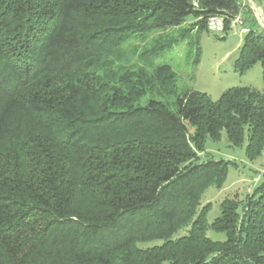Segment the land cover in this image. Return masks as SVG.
I'll list each match as a JSON object with an SVG mask.
<instances>
[{"label": "trees", "instance_id": "trees-1", "mask_svg": "<svg viewBox=\"0 0 264 264\" xmlns=\"http://www.w3.org/2000/svg\"><path fill=\"white\" fill-rule=\"evenodd\" d=\"M243 10L234 70L259 63L264 82V31ZM239 11V0H0V264H264V182L243 205L221 203L214 242L198 207L229 162H197L222 132L247 139L249 160L264 153V92L212 101L178 93L168 65H121L134 37L188 17L197 33L221 18L226 34Z\"/></svg>", "mask_w": 264, "mask_h": 264}, {"label": "rangeland", "instance_id": "rangeland-1", "mask_svg": "<svg viewBox=\"0 0 264 264\" xmlns=\"http://www.w3.org/2000/svg\"><path fill=\"white\" fill-rule=\"evenodd\" d=\"M256 9L254 11L249 8L251 14L248 15V21L252 24L257 23L264 31V9L260 6ZM244 13L246 11L243 10L241 19L243 24L232 26L226 34L217 31L197 33L196 29L191 30L193 18L188 17L180 27L134 37L120 49L121 65L131 70L144 68L147 71L168 65L177 76L178 93L187 90L197 91L205 93L212 101H217L224 91L233 87H249L264 92L259 63L242 75L234 70V62L242 45L245 28L250 27L249 22L245 23ZM181 34H184V37H181ZM172 39L175 40L172 47H164L158 50L157 54L148 55L155 42ZM196 41L201 50L197 63L194 62ZM166 101L171 103L173 100ZM246 145V138L240 146L231 145L222 132L218 141L207 139L204 151L198 154V163L208 160L229 162L222 187L209 186L203 192L198 207V210L208 207L206 215L208 226L205 235L214 242L225 241L223 233H217L210 228L220 215L221 203L225 199H236L243 205L247 197L264 182V153L254 160H249L245 154ZM187 230L188 228H182L172 236V239L185 236ZM161 244L162 241H152L137 243L136 247L149 249Z\"/></svg>", "mask_w": 264, "mask_h": 264}, {"label": "built area", "instance_id": "built-area-1", "mask_svg": "<svg viewBox=\"0 0 264 264\" xmlns=\"http://www.w3.org/2000/svg\"><path fill=\"white\" fill-rule=\"evenodd\" d=\"M245 5H247L249 8H251L254 11L258 6L264 9V0H259V5L255 4V0H239L240 11L238 15L235 17V19L233 20L232 26L236 24H239V25L243 24L241 19H242V11ZM208 29L209 31H217L219 33L220 32L222 33V30H223L222 19L218 17L211 18L208 21Z\"/></svg>", "mask_w": 264, "mask_h": 264}, {"label": "crops", "instance_id": "crops-1", "mask_svg": "<svg viewBox=\"0 0 264 264\" xmlns=\"http://www.w3.org/2000/svg\"><path fill=\"white\" fill-rule=\"evenodd\" d=\"M255 4L256 5H259V0H255Z\"/></svg>", "mask_w": 264, "mask_h": 264}, {"label": "water", "instance_id": "water-1", "mask_svg": "<svg viewBox=\"0 0 264 264\" xmlns=\"http://www.w3.org/2000/svg\"><path fill=\"white\" fill-rule=\"evenodd\" d=\"M263 27H264V25H263Z\"/></svg>", "mask_w": 264, "mask_h": 264}]
</instances>
